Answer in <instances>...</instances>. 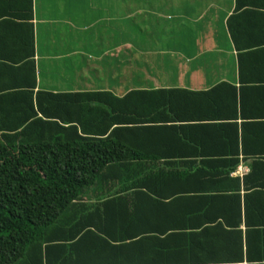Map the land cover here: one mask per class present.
Here are the masks:
<instances>
[{
    "label": "trees",
    "instance_id": "obj_1",
    "mask_svg": "<svg viewBox=\"0 0 264 264\" xmlns=\"http://www.w3.org/2000/svg\"><path fill=\"white\" fill-rule=\"evenodd\" d=\"M10 5H15L10 14L18 6L26 11L25 18L17 17L28 25L32 0H10ZM29 35L32 49L31 29ZM31 52L21 64L31 84L18 94L0 95V264H79L70 261L82 250H115L125 240H145L146 229L124 232L129 224L139 226L146 210L219 212L205 219L212 224L221 219L218 224L229 228L243 221L250 242L264 240L257 227H264V191L248 183L254 163L264 160H253L242 179L232 176L240 163L245 124L237 122L244 100L264 97V88L221 82L205 91L132 90L121 97L106 91L34 93ZM243 60L260 64L252 56L240 57V71ZM195 127H209L226 149L207 153L200 146L183 169L151 167L162 156L145 148L155 132L175 134L188 145L194 141L183 129Z\"/></svg>",
    "mask_w": 264,
    "mask_h": 264
},
{
    "label": "crops",
    "instance_id": "obj_2",
    "mask_svg": "<svg viewBox=\"0 0 264 264\" xmlns=\"http://www.w3.org/2000/svg\"><path fill=\"white\" fill-rule=\"evenodd\" d=\"M14 7L10 0H0V95L18 94L31 84L30 72L21 67L31 58V51L34 93L106 91L121 97L132 90L205 91L221 82L236 88H264V64L259 60L264 58V0H32L28 25L17 17L27 15L20 6L16 14H10ZM30 29L32 49L31 43H26ZM245 56H252L260 64L243 60L240 71L238 61ZM90 57L100 69L87 64ZM71 70L75 74L73 85L66 83ZM209 111L214 113V109ZM242 115L237 122L240 125L244 120L245 124L240 135V163L232 173L240 179L249 173L253 160H264V97L245 98ZM183 132L194 142L181 144L175 134L155 132L145 148L162 156L151 161V167L183 169L194 160L192 154L200 146L207 147V153L226 149L217 143L209 127L186 128ZM171 138L175 143L167 141ZM167 153L174 154L163 156ZM254 165L256 170L248 183L264 191V162ZM142 213L145 219L139 226L129 224L127 232L122 231L126 236L146 229L145 240H125L115 250H82L70 262L248 264L251 260L264 264V240L250 242L243 221L233 228L235 219L229 228L218 224L221 219L212 221L214 224L205 219L219 212L176 209ZM257 227L264 231V227ZM114 228L115 232L120 230L117 225ZM170 232L173 237L166 240Z\"/></svg>",
    "mask_w": 264,
    "mask_h": 264
},
{
    "label": "rangeland",
    "instance_id": "obj_3",
    "mask_svg": "<svg viewBox=\"0 0 264 264\" xmlns=\"http://www.w3.org/2000/svg\"><path fill=\"white\" fill-rule=\"evenodd\" d=\"M81 33V32H80ZM95 42V40H94ZM87 64H90L91 66L93 67H97L98 69H100V65L97 64V62H94L91 57L89 58L88 60V63ZM86 63L84 65H82V67H85L83 69V72L86 70ZM77 77L80 78V74H77ZM67 82L66 83H69L70 85H73V83H75V74H74V71L71 70L69 73L67 72ZM76 84V83H75Z\"/></svg>",
    "mask_w": 264,
    "mask_h": 264
},
{
    "label": "built area",
    "instance_id": "obj_4",
    "mask_svg": "<svg viewBox=\"0 0 264 264\" xmlns=\"http://www.w3.org/2000/svg\"><path fill=\"white\" fill-rule=\"evenodd\" d=\"M237 170H238L239 173H242L243 172V170H241L240 168H238Z\"/></svg>",
    "mask_w": 264,
    "mask_h": 264
}]
</instances>
